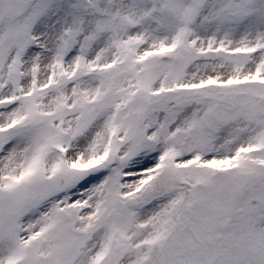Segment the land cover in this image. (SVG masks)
Wrapping results in <instances>:
<instances>
[{
    "label": "snow or ice",
    "instance_id": "obj_1",
    "mask_svg": "<svg viewBox=\"0 0 264 264\" xmlns=\"http://www.w3.org/2000/svg\"><path fill=\"white\" fill-rule=\"evenodd\" d=\"M0 264H264V0H0Z\"/></svg>",
    "mask_w": 264,
    "mask_h": 264
}]
</instances>
